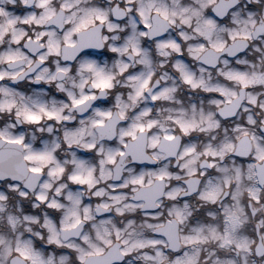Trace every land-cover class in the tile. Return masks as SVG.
I'll list each match as a JSON object with an SVG mask.
<instances>
[{"label": "snow or ice", "instance_id": "6c2138e0", "mask_svg": "<svg viewBox=\"0 0 264 264\" xmlns=\"http://www.w3.org/2000/svg\"><path fill=\"white\" fill-rule=\"evenodd\" d=\"M0 264H264V0H0Z\"/></svg>", "mask_w": 264, "mask_h": 264}]
</instances>
